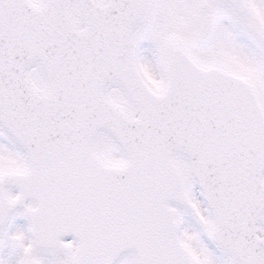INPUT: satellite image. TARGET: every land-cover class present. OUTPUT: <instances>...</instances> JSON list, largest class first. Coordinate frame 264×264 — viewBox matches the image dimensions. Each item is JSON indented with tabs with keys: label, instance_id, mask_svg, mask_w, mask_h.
I'll return each instance as SVG.
<instances>
[{
	"label": "snow or ice",
	"instance_id": "obj_1",
	"mask_svg": "<svg viewBox=\"0 0 264 264\" xmlns=\"http://www.w3.org/2000/svg\"><path fill=\"white\" fill-rule=\"evenodd\" d=\"M0 264H264V0H0Z\"/></svg>",
	"mask_w": 264,
	"mask_h": 264
},
{
	"label": "rangeland",
	"instance_id": "obj_2",
	"mask_svg": "<svg viewBox=\"0 0 264 264\" xmlns=\"http://www.w3.org/2000/svg\"><path fill=\"white\" fill-rule=\"evenodd\" d=\"M198 199H201L198 195V193L196 194ZM12 229H20V230H24L26 232V227L24 225V223L22 222V220L20 219H16L11 223ZM10 250L9 249H5L2 253V255L4 256V258H9L10 256Z\"/></svg>",
	"mask_w": 264,
	"mask_h": 264
},
{
	"label": "water",
	"instance_id": "obj_3",
	"mask_svg": "<svg viewBox=\"0 0 264 264\" xmlns=\"http://www.w3.org/2000/svg\"><path fill=\"white\" fill-rule=\"evenodd\" d=\"M22 217V216H21ZM23 218V217H22ZM23 220L26 222L27 224V221L23 218ZM66 239H71V237H66Z\"/></svg>",
	"mask_w": 264,
	"mask_h": 264
}]
</instances>
